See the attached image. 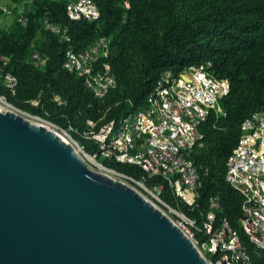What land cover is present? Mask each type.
<instances>
[{
    "label": "trees",
    "instance_id": "obj_1",
    "mask_svg": "<svg viewBox=\"0 0 264 264\" xmlns=\"http://www.w3.org/2000/svg\"><path fill=\"white\" fill-rule=\"evenodd\" d=\"M6 2L11 20L5 24L7 15L0 11V41L1 53L9 62L0 70V95L22 112L71 128V135L87 152L96 149L82 137L87 120L98 130L105 122L142 107L164 69L179 72L188 65L210 62L211 73L229 81L228 92L219 100L223 113L211 114L202 124L201 137L189 154L201 176L195 205L177 199L159 175L148 178L145 185L152 190L162 184L160 198L178 206L199 226L209 198L216 196L217 215L238 232L252 264H264V251L249 242L240 226L241 196L225 180L226 159L242 121L264 111V0H95L100 16L94 21L68 20L69 0ZM19 16L26 22L18 21ZM44 17L67 24L71 41L46 31ZM100 37L109 40L107 61L115 86L99 99L86 89L82 77L63 69L62 61L68 46L83 50ZM34 52L47 57L45 65L34 63ZM4 72L18 79L14 96L4 85ZM100 161L135 178L143 175L134 164Z\"/></svg>",
    "mask_w": 264,
    "mask_h": 264
},
{
    "label": "built area",
    "instance_id": "obj_2",
    "mask_svg": "<svg viewBox=\"0 0 264 264\" xmlns=\"http://www.w3.org/2000/svg\"><path fill=\"white\" fill-rule=\"evenodd\" d=\"M0 11L7 16L12 13L5 0H0ZM65 15L71 21H94L99 18L100 11L95 0H71L65 6ZM18 21L26 22L22 16ZM42 26L61 41H71L67 24L44 17ZM108 56L109 40L100 37L83 50L68 46L62 67L82 77L86 89L100 99L115 86ZM32 59L41 66L47 61V57L38 52L32 54ZM8 62L9 59L1 53L0 41V70ZM210 66V62H202L188 65L179 72L164 69L142 107L117 120L105 122L98 130H94L92 120H87V130L82 137L94 143L95 150L87 152L83 145L74 141L75 149L91 169L123 181L153 198L155 205L193 241L207 264H252L250 253L241 243L238 232L225 217L217 215L220 204L216 196L209 198L199 226L178 206H170L160 198L162 184L152 190L145 185L148 178L159 175L177 199L187 206L195 205L201 176L189 154L201 137L202 124L211 114L223 113L219 100L229 90V81L213 75ZM2 78L10 94L16 95L17 77L4 72ZM0 102L8 105L7 110L17 109L3 95H0ZM48 123L62 137L57 132L63 131L62 128ZM100 159L137 165L143 175L135 178L117 172L105 166ZM225 180L241 196L239 223L244 234L250 243L264 251V111L254 112L242 121L240 135L226 159ZM197 232L205 234V237L200 239Z\"/></svg>",
    "mask_w": 264,
    "mask_h": 264
},
{
    "label": "water",
    "instance_id": "obj_3",
    "mask_svg": "<svg viewBox=\"0 0 264 264\" xmlns=\"http://www.w3.org/2000/svg\"><path fill=\"white\" fill-rule=\"evenodd\" d=\"M0 264H207L135 187L51 127L0 111Z\"/></svg>",
    "mask_w": 264,
    "mask_h": 264
},
{
    "label": "rangeland",
    "instance_id": "obj_4",
    "mask_svg": "<svg viewBox=\"0 0 264 264\" xmlns=\"http://www.w3.org/2000/svg\"><path fill=\"white\" fill-rule=\"evenodd\" d=\"M5 1H6V0H5ZM10 20H11V17H10V16H7V17L4 19L3 22H4L5 24H9V23H10ZM7 106H8V105H6V104L0 102V110H1V111H5V110L9 109ZM10 109H11V108H10ZM12 109H14V108H12ZM13 111H17V112L20 113L21 115H24V116L28 117L29 119H31L32 121H34V122H36V123H39V124H42V125H45V126H50L49 123H48V121H46V120H41V119H38V118L35 117V116H30V115H28V114L22 113V112L18 111L17 109H14ZM62 130H63V131H61V130H57V132H58L59 134H61L62 137L65 138L68 142H70V143L74 146V148L77 149V147L75 146L74 141L77 142L79 145H82V144H80L79 141H77V140H75V139L73 138V136H72L71 133H70V128H68V129H63V128H62ZM87 163L90 164L89 161H87ZM136 189H137V188H136ZM137 190H138L139 192H141L139 189H137ZM141 193H142V192H141ZM142 194H143V193H142ZM143 195H144L147 199L151 200L154 204H156V202L153 201V200H154L153 198H151L150 196L145 195V194H143ZM156 205H157V204H156Z\"/></svg>",
    "mask_w": 264,
    "mask_h": 264
},
{
    "label": "bare ground",
    "instance_id": "obj_5",
    "mask_svg": "<svg viewBox=\"0 0 264 264\" xmlns=\"http://www.w3.org/2000/svg\"><path fill=\"white\" fill-rule=\"evenodd\" d=\"M13 112H15V113H17V114H20V113H18L17 111H13ZM30 120H31V119H30ZM64 140L67 141L65 138H64ZM87 159L90 160V161H92V158L89 157V156H87Z\"/></svg>",
    "mask_w": 264,
    "mask_h": 264
},
{
    "label": "crops",
    "instance_id": "obj_6",
    "mask_svg": "<svg viewBox=\"0 0 264 264\" xmlns=\"http://www.w3.org/2000/svg\"><path fill=\"white\" fill-rule=\"evenodd\" d=\"M69 1H71V0H69Z\"/></svg>",
    "mask_w": 264,
    "mask_h": 264
}]
</instances>
